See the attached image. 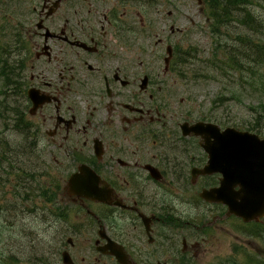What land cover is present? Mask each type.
<instances>
[{
    "label": "flooded vegetation",
    "instance_id": "af4514ba",
    "mask_svg": "<svg viewBox=\"0 0 264 264\" xmlns=\"http://www.w3.org/2000/svg\"><path fill=\"white\" fill-rule=\"evenodd\" d=\"M4 4L11 29L0 26V45L12 52L0 65L15 72L0 82V163L16 156L25 173L34 164L37 171L23 176V187L44 179L62 195L58 218L39 236L57 244L51 264H197L199 251L228 227L237 237L229 252L217 253L228 257L202 258L203 264H248V250L256 256L252 264H261V233L254 249L241 237L242 220L222 218L224 206L206 204L198 215L188 207L196 198L191 167L203 166L207 154L171 120L163 96L181 30L173 23L160 29L143 0H0ZM149 35L157 36L155 46ZM75 174L88 180L92 199L69 186ZM166 176L184 186L173 206L158 197L169 184ZM201 180L210 185L214 177ZM210 206L214 221H207ZM72 208L77 213L68 217Z\"/></svg>",
    "mask_w": 264,
    "mask_h": 264
},
{
    "label": "rangeland",
    "instance_id": "374dc122",
    "mask_svg": "<svg viewBox=\"0 0 264 264\" xmlns=\"http://www.w3.org/2000/svg\"><path fill=\"white\" fill-rule=\"evenodd\" d=\"M207 1L208 0H143V4L147 16L150 17L153 22H156L160 29L167 24V30L171 23H173L175 27L180 28L181 31L177 33L179 41L178 48L188 49L189 46H197L204 57H210L209 60L215 58L224 59L225 51L217 49L220 38L219 35L213 31ZM157 5L162 8L160 12L157 11ZM7 8V4L0 6V26H3L2 30L6 31L11 29L10 16H6L4 11V9L6 10ZM169 10L173 11L171 16L168 15ZM220 30L222 32L224 31L222 28ZM157 31H159V29H157ZM158 35L161 36L162 34ZM222 35L224 36V34ZM156 39L157 36L154 37L149 35L150 41H147V43L155 46ZM226 40L227 39H223L222 41L225 42ZM222 41L220 42L223 44L224 42ZM231 41L232 39H228V43ZM0 50V58L9 61L8 58L12 49H10V47H2ZM183 68L185 69H183L182 75L177 73V71L166 75V82L169 84L166 86V90H163V96L169 99V104L167 105L169 112L172 114L170 115L172 117L171 120L181 123L185 116H190L189 118L193 119L194 116L190 114L193 112L196 118L203 119L204 117H207L209 120H212L216 117L215 121L220 123L222 127L227 125L234 126V123H240L238 125L240 128L247 129V127L243 126L245 123L244 121H251L254 119L252 118L253 113L250 109L248 110L244 104L249 103V105L254 104L257 106L258 103H264V77H260L259 80L255 82V85L252 86V103L248 101L250 97L243 101L242 104H234V101L232 100H226L224 103H217L215 102L216 95L223 93L225 97H230L229 90L231 89L229 79L223 77L220 74V70H213V67H211L210 74L215 76H206L205 78H196L194 73L197 69L194 67V71L192 65L187 64V66L185 65ZM202 71L200 73H202ZM14 72V69H11L9 77H13ZM0 73L2 74L0 75V82H2V79H5L6 77L1 69V65ZM1 88L0 83V90ZM232 89L235 88L232 87ZM236 89L239 90V94L243 91L242 88L239 87ZM248 95L250 94L248 93ZM3 102L4 97L0 95V127L2 122L1 116L3 113ZM215 103H217V106L214 105ZM24 164L28 166L26 162ZM20 167H22V169L24 167L21 159H19L18 163L14 162L13 165L9 164V169H11L9 174L1 173L0 168V264H51L52 256L57 259V254L55 255V251L50 248V244L42 241L39 236L44 234L41 232L43 230L42 226L45 223H48L50 217H57V209L60 207L55 206V204L58 200L60 201L62 195L57 192L50 193L52 198L47 201V199L40 194L39 189L37 191L35 188L32 189L33 186L30 187V189H32L31 193L26 191L22 192L24 181L21 182L20 185V180L17 179V174H15L17 168L20 169ZM30 170L36 172L37 167L33 165ZM167 179L169 180V184L161 185V191L158 192L160 193L158 197H161L160 201H162L163 204L172 203L173 206L174 203L177 202L178 196H180L179 192L184 190V186L172 183L168 177ZM167 179L165 178V180ZM40 180L45 184L43 182L44 179ZM45 185L48 184L46 183ZM11 186L13 187V191ZM199 186L200 184H196V186L191 188L196 197V194H198L200 189L197 188ZM157 187L158 186L156 185V189ZM41 188L45 187L42 186ZM19 191L20 193H18ZM42 193L46 194L47 191L43 189ZM197 198L193 199L194 204H188L190 210L195 213L194 215H198V213L202 212L204 208L202 205H199L201 202ZM179 202L184 204V202ZM184 205L186 206V204ZM69 210L70 209L68 208V212ZM77 210L78 209L76 208H72L71 215L68 217H72V215L77 213ZM213 213V210L207 212V221L213 219ZM230 223L234 224V221L231 220ZM254 228H257L259 233L262 234L259 242L262 244L263 248V259L261 264H264V219L260 225H257V227ZM254 228L253 226H248L246 227L247 230L245 232L246 241L250 240V243H252V246L255 249L260 245L257 243L258 238L254 237V231L252 230ZM225 230H217L216 234L207 244L209 248L201 249L199 251L196 262L197 264H203L202 258H206L207 261L210 258L218 260L222 257H228V255L218 256L217 253L221 254L229 252L230 244L235 241L237 234L232 232L229 227L225 228ZM77 240L82 243L85 239L80 237L77 238ZM212 252L215 253L213 254ZM50 254L52 255L51 258H49ZM247 254L248 264H252V260H254L256 256L250 254L249 250L247 251ZM228 261L233 264V259H223L222 261L217 262L219 264H227L226 262Z\"/></svg>",
    "mask_w": 264,
    "mask_h": 264
},
{
    "label": "trees",
    "instance_id": "16d2710c",
    "mask_svg": "<svg viewBox=\"0 0 264 264\" xmlns=\"http://www.w3.org/2000/svg\"><path fill=\"white\" fill-rule=\"evenodd\" d=\"M207 3L213 31L220 38L217 49L225 51L224 59L209 60L210 57H204L197 46H189L186 51H178L175 64L192 65L193 69L196 67V78L214 77L210 74L211 67L220 70V74L230 81V97L222 93L215 96V102L232 100L234 104H242L250 97L248 101L252 103V86L260 77H264V0H208ZM223 39L227 40L224 42ZM228 39L232 41L228 43ZM183 69L178 73L182 75ZM237 87L242 88L241 94ZM217 103L214 105L217 106ZM244 106L251 110L254 120L244 121L243 126L264 136V103L257 106L245 103Z\"/></svg>",
    "mask_w": 264,
    "mask_h": 264
},
{
    "label": "water",
    "instance_id": "95a60500",
    "mask_svg": "<svg viewBox=\"0 0 264 264\" xmlns=\"http://www.w3.org/2000/svg\"><path fill=\"white\" fill-rule=\"evenodd\" d=\"M182 128L185 134L200 135L209 154L206 165L198 172L221 174L219 185L204 189L201 197L225 204L228 215L235 214L246 221L264 216V138L234 127L220 130L218 124L205 121L193 125L185 122ZM78 194H87L84 187Z\"/></svg>",
    "mask_w": 264,
    "mask_h": 264
}]
</instances>
